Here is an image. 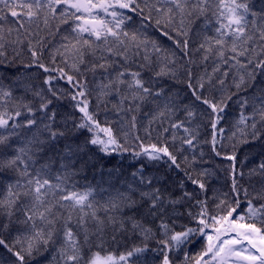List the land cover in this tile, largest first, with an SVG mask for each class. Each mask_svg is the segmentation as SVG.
I'll return each mask as SVG.
<instances>
[{
    "label": "snow or ice",
    "instance_id": "1",
    "mask_svg": "<svg viewBox=\"0 0 264 264\" xmlns=\"http://www.w3.org/2000/svg\"><path fill=\"white\" fill-rule=\"evenodd\" d=\"M118 238L139 244L117 256ZM0 248V264H264V5L0 0Z\"/></svg>",
    "mask_w": 264,
    "mask_h": 264
},
{
    "label": "trees",
    "instance_id": "2",
    "mask_svg": "<svg viewBox=\"0 0 264 264\" xmlns=\"http://www.w3.org/2000/svg\"><path fill=\"white\" fill-rule=\"evenodd\" d=\"M251 2L257 10H259V8L262 5H264V0H251ZM133 21H134V24L132 26L135 27L139 23V21L137 20V18L135 16L133 17ZM6 27H7V25H6ZM149 32L153 36V38H158L157 33L153 32L151 29H149ZM160 39H163V38H160ZM163 42L165 44L169 43L166 40H163ZM33 72L34 73L38 72V70L34 69ZM42 79H43V77L41 76L37 80V83H40V81H42ZM183 91L186 92V90H183ZM182 94H183V92H182ZM190 100H191V97L189 96L188 99L185 100V103L189 102ZM236 111H237V109L234 106H232V105L229 106V113L230 114H234V113H236ZM104 118L105 117H104L103 111H101L100 119L103 120ZM231 118H232V115L229 116V119H231ZM207 136H210V133H206V137ZM261 150L262 149H261L260 144L241 146L240 151H239V158L242 160L246 154L249 155L250 159L248 162V167H252L255 163L258 162V159H259L258 154L261 152ZM208 151H209V149L205 148V152H208ZM117 159H119V158H117ZM130 163H131V161L127 157H125L123 159L122 164H118L117 160L112 161V165H115L118 167H123L124 169H127L128 171H131V169L128 167ZM215 163L216 164H223L224 162L217 160V161H215ZM112 165H109V166H112ZM226 175L227 174L224 172H218L217 173L218 178L214 179L212 181V188L220 189L221 191H227L228 190V183L226 180ZM97 179H99V177H97ZM77 180L79 181L80 185H83L86 182L82 176L77 177ZM87 180L95 183V181H93V179H92V175L90 172L87 174ZM209 195L211 196L212 193L210 192ZM6 239L9 242L11 241L10 237H6ZM134 244H139V240H134L132 238H129L127 240H125L123 238H118L116 242H110L109 244L106 245V247H107L108 251L114 253L115 255H118V254L128 250ZM150 247H155V245H150ZM200 247H201V245L197 244L196 247L193 249V251H199ZM3 253H4V249L0 248V254H3ZM148 255H149V257H151L152 253H149ZM41 264H43V262H41ZM156 264H158V261L156 262Z\"/></svg>",
    "mask_w": 264,
    "mask_h": 264
},
{
    "label": "rangeland",
    "instance_id": "3",
    "mask_svg": "<svg viewBox=\"0 0 264 264\" xmlns=\"http://www.w3.org/2000/svg\"><path fill=\"white\" fill-rule=\"evenodd\" d=\"M118 256V255H117Z\"/></svg>",
    "mask_w": 264,
    "mask_h": 264
}]
</instances>
